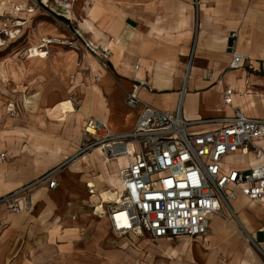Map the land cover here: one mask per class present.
Instances as JSON below:
<instances>
[{
	"label": "crops",
	"instance_id": "obj_1",
	"mask_svg": "<svg viewBox=\"0 0 264 264\" xmlns=\"http://www.w3.org/2000/svg\"><path fill=\"white\" fill-rule=\"evenodd\" d=\"M130 4L133 6L131 15H122L120 11L123 9L118 8L115 15H102L100 18H94L93 14L87 16L85 20L91 22L95 31L102 35L97 41L93 40L92 34H82L77 24L63 18L69 24L76 26L77 36L82 35L84 39L92 40L101 53L112 54L109 49H106L107 47L116 51L132 47L137 53L134 61L142 58L154 63V68L162 63L166 65L163 68L170 72H166L159 80L147 84L145 88H140L137 94L139 99L151 107L174 113L180 101V113L184 120L207 118L206 120L215 121L217 120L213 117L215 116V105H220L217 102L219 85L222 86L223 91L231 87L238 88L243 79L249 81L252 77H264V0H132ZM114 5L125 4L122 2V4ZM131 33L134 35L131 46L118 43L120 36ZM228 47L248 58L242 68L230 69L231 55ZM112 62L116 75L125 79L130 78V76L118 73L114 67L113 57ZM49 66L48 68L54 69L52 65L49 64ZM63 70L66 72L65 65ZM28 77L25 81L20 80L22 88L26 89L28 104L19 128L27 136L26 140L20 141L23 146L20 154L24 156L21 157L23 158L20 164L22 168L7 169L5 168L7 164L4 163L3 169L5 168L11 174L4 176L5 179L3 178L0 182L2 188L9 190L2 193L0 198L53 169H59L73 156L75 150L82 146L80 144L77 149L72 148L70 137L53 138L49 136V134L65 132L61 127L55 126V123L47 121L45 116L43 118L46 124H40L43 112L40 105L42 102L45 103L48 108L45 112H50L48 117H51L55 109L54 101L58 96L55 92L46 94L48 79L29 80ZM30 87L33 88L28 92ZM151 87H156L154 92L147 90ZM232 91L231 106L235 98L234 90ZM102 99L106 101L108 99L103 92ZM123 100L124 98H121L122 104ZM29 102H32L31 108ZM221 105H224L223 99ZM83 109L90 115H94L91 100L86 101ZM243 115L262 119L254 115ZM136 119L137 114L134 124ZM205 125L206 130L203 132L213 131L220 126L218 122ZM120 127L123 126L117 124L115 129L118 130ZM192 127L189 128V132L201 133L191 131ZM38 145H41L45 151H56L59 147L65 156L59 161L48 159L47 155L38 157L35 155V147ZM260 145H264V142ZM36 158L40 161L35 162ZM228 162L231 167L239 169L250 168L258 163L251 157L241 154L231 157ZM8 165L16 164L9 163ZM63 174H65L64 171ZM75 177L69 180L67 176L62 179L61 175H57L56 188L42 189L32 193L29 207L19 215L10 214L0 207V264H78V256H85L89 252L86 249L88 243L85 238L80 239L79 246L82 248L77 250V224L73 221L76 216L77 203L74 201L76 198H73L75 193L69 189L66 190V186L76 183ZM113 201L115 198L108 203ZM242 202H245L246 206L250 204L239 196L231 203L230 208L234 212L236 204L239 207L242 205L240 213H236L239 224L240 222L242 224V226L240 224L242 233H245V236L260 247L262 254L258 251L260 254L255 252V255L230 229L225 232L223 227H226L227 223L219 216L210 218L207 232L215 237L214 244L223 236L225 237L219 243L218 248L221 249L213 254L201 249L189 254L184 249L182 240L187 237H165L160 240L162 242L169 240L172 243L176 241L180 249L196 264H264V208L258 205L254 208H247ZM223 210L228 211L225 207ZM71 213H74V216ZM217 226L221 227L219 233ZM119 238H129L132 241L147 239L129 234L119 236ZM202 238L192 239L199 241ZM230 239L235 242V246L227 254L225 250ZM173 255L174 252L171 256ZM117 261L118 259L115 258L113 263L117 264Z\"/></svg>",
	"mask_w": 264,
	"mask_h": 264
},
{
	"label": "built area",
	"instance_id": "obj_2",
	"mask_svg": "<svg viewBox=\"0 0 264 264\" xmlns=\"http://www.w3.org/2000/svg\"><path fill=\"white\" fill-rule=\"evenodd\" d=\"M228 51L231 70L242 68L248 61L231 47ZM30 54L35 55L33 51ZM232 96L231 89H224L223 104L231 106ZM180 104L169 113L140 101L137 94H125V108L138 110L132 130L116 140L129 164L123 171L121 195L106 204L104 212L112 232L120 236L192 239L204 236L210 218L222 215L224 207L233 214L230 205L239 196L264 208V145H260L264 142V119L235 111L226 119L186 121ZM211 122L220 126L210 132H189L195 124ZM105 131L97 120L90 119L82 137L90 138L91 143L81 148L98 146ZM237 154L258 163L250 168H233L228 160ZM57 171L53 169L1 197L0 207L14 215L24 212L32 193L56 188ZM250 241L261 253L260 247Z\"/></svg>",
	"mask_w": 264,
	"mask_h": 264
},
{
	"label": "rangeland",
	"instance_id": "obj_3",
	"mask_svg": "<svg viewBox=\"0 0 264 264\" xmlns=\"http://www.w3.org/2000/svg\"><path fill=\"white\" fill-rule=\"evenodd\" d=\"M45 1L46 0H0V40L2 41V46H0V62L5 58L18 55L16 63L21 64L25 68V80L27 76H29V80H35L37 78L42 81L46 79L49 80L46 94L47 92H55L58 98L54 101L55 109L51 117H48L50 112H45L48 108L45 106V103L42 102L40 108L43 112L41 113L42 117L40 124H46L47 120L52 122V124L55 123V126L64 129L65 133L49 134V136L53 138H58V136L71 138L74 137L72 133L74 112L83 109L86 105V101L90 102L91 100L94 114L91 116L93 119H108L112 117L111 113L108 114L107 108L110 107L107 106L108 103L106 99H102V92L96 82L98 79L97 75L92 79V86H85L83 89L76 90L75 93L69 92L70 88L75 83L76 73L86 74L88 72V66L84 63L83 59L84 54L89 55L90 64H98L100 74H107L110 76L115 84L122 89L123 93H121V98H124L125 94L130 92L129 88L131 87L130 84L132 80L116 75L111 64L113 63V55L110 53H101L96 45H94V47L89 46V42L86 38L84 39L81 34V36L75 34L77 30L75 25L69 24V22L67 24L56 19L55 15L60 17L63 16L50 8L54 7L61 9L60 6H67L69 9L73 10L79 19H86L90 13H93L94 18H100L102 15H115L118 8L131 12L133 6H131L130 2L132 1L130 0H57V4L51 3V0L48 2ZM122 2L125 5H114L116 3L122 4ZM17 7L20 9V12L15 10ZM30 9H32L33 12L29 13L28 11ZM18 18H20L22 23H27L26 26H28V28L25 26L15 27L14 24L18 21ZM11 33H14L13 37L10 35ZM43 39H55L58 41V44H49L48 48L44 49V47H42L43 44L40 42ZM32 51L35 55L30 54ZM71 51H75L79 59H83V62H75L73 69L70 71L66 69L65 72L63 70L65 56ZM30 55L34 57L30 58ZM140 59L142 58H139V60ZM49 64L52 65L54 69L48 68L50 67ZM8 72L12 78L14 87L10 89L6 87L5 89V86L0 84V92L5 99L3 102H0V109L2 110L0 133L11 126L20 128L22 125L21 120L28 108L26 102V89L22 88V81L19 80V77L17 78L18 80H13L12 75L14 71L12 69H8ZM45 74L48 75L46 76ZM32 88L33 87H30L28 92H30ZM141 88H143V86ZM8 101L14 102L12 108H10L11 103H8ZM29 105L31 108L32 102H29ZM67 106L70 107L69 110L65 109ZM44 116L46 120L43 118ZM113 118L115 121V118L118 119L116 113L113 114ZM110 131L113 136H109V138L105 139L109 134V130L105 131L101 136L103 142L99 143L98 146H105L115 142L117 136L126 134L129 130L126 127H120L118 130L115 128L112 130L110 128ZM77 137L79 139V134H77ZM90 147L75 150L72 154L73 156L64 162L62 167L58 169L56 172L57 175H61V178L65 179L66 175L63 174V171L79 156L87 152ZM22 149L23 146L21 142L14 138H6L4 142H0V155L5 154L2 165L4 166V163L7 164L5 165L7 169L11 167L21 169L22 167L20 164L23 159L21 157H24L20 154ZM114 150L115 148L105 149L106 156L110 157L111 152ZM38 160L40 161V159L36 158L35 162ZM9 163L16 165H8ZM84 169L85 168H82L81 171H84ZM81 176L82 174H77L75 177L76 183L71 184V186H66V190L69 189L71 192L75 193L73 198H76L74 201L77 203L76 216L82 217L76 223V237L78 239L77 250L82 248V246H79V244H81L80 239L85 238L88 243L86 249H88L89 252L85 256H78V264H114L113 261L115 258L118 259L117 264H196L180 249V245L176 241L173 243L169 240L163 241L164 244H170L174 248V255L170 256V259H168L167 256L162 255L159 251L150 248V245L149 247L145 246V242L147 241L150 242L151 245L154 244L151 239L132 241L129 238L125 240L124 238H115L109 229V225H107V222L103 219L105 205L113 200V195L109 194L107 189H101L98 192V197L103 202V206L97 211H92L88 204L87 191L85 190V183L82 181ZM74 213H71V215L74 216ZM94 214L100 217V219H93L92 216ZM221 214L222 215H219V217L224 221V211H222ZM224 238V236L220 238L209 251H206V253L213 254L220 250L221 248H218V246ZM182 240L184 241L185 239ZM251 246L253 251L258 253L257 249L252 244ZM195 257H198V255H195Z\"/></svg>",
	"mask_w": 264,
	"mask_h": 264
},
{
	"label": "bare ground",
	"instance_id": "obj_4",
	"mask_svg": "<svg viewBox=\"0 0 264 264\" xmlns=\"http://www.w3.org/2000/svg\"><path fill=\"white\" fill-rule=\"evenodd\" d=\"M49 0H46L45 2H48ZM75 1V0H74ZM132 1V0H130ZM51 3H56L57 0H51ZM61 9L51 7L54 12L60 14L61 16L65 17L68 21L75 23L78 25V29L82 34H92L93 40L97 41V39H100L102 35L100 33H97L91 24V22L85 20V19H79L73 10L69 9L67 6H60ZM17 12H20V9L17 7L15 9ZM33 12L32 9L28 11ZM122 15L127 16L131 15L132 12L121 10L120 11ZM93 13H90L89 15H92ZM22 15V14H21ZM27 23H22L20 21V18H18V21L14 24L15 27H23L26 26ZM12 37L14 36V33L10 34ZM36 37V35H35ZM134 35L127 34L124 36H120L118 39L119 44L129 45L131 46V43L133 41ZM43 45L42 47L48 48V45H56L58 44V41L55 39H43L40 41ZM89 46L94 47L93 41L90 40ZM0 46H2V41L0 40ZM100 48V47H99ZM96 49V48H94ZM109 49L110 52L113 54V60H114V67L117 69L118 73L124 75V76H130L129 79L132 80L131 82V88L130 92L134 94H138L140 91V88L143 86H148L147 84L153 83L154 80H159L162 75H164L166 72H170V70L163 68L166 67L164 63L160 64V66H156L154 63H150L148 61H145L143 59H137V53L135 50H133L132 47H126L119 49L118 51L114 50L113 48H106ZM17 56L5 58L0 62V84H3L5 86V89H10L14 87V83L12 82V78L8 72V69H12L13 72V80H19L25 81V68L21 64H17ZM34 56L30 55V58H33ZM45 58V57H44ZM84 63L88 66V72L86 74H80L79 72L76 73V80L74 85L70 88V93H75L76 90L83 89L85 86H92V79L95 75L98 76V79L96 80L98 87L100 88V91H102L105 95L108 96L107 103L110 108H108V113H111V116L109 119H95L99 122L100 127H105V129L109 130V136H113L112 132L110 131V128L113 130L116 128L117 124H120V126L128 128L130 131L133 128L134 125V119L136 118V114L138 113V110H128L125 108V106L121 103V93H123L122 89L119 88L117 84H115L114 80L108 76L107 74H100V68L97 63L90 64L89 61V55L84 54ZM83 59L80 58L77 55L75 51H71L66 54L65 56V67L68 71L73 69L74 63L80 61V63L83 62ZM15 69V70H14ZM195 71V70H194ZM99 74V75H98ZM9 87V88H8ZM156 87H151L150 89L147 88L148 91L154 92ZM235 93L234 103L232 106H226L221 105L222 101V86L219 85L217 87L218 91V101L220 105H215V118L217 119H226L228 117H231L232 114L235 113V111H240L241 113L245 115H254L256 117L264 119V77H252L249 81L247 79H243L240 82V86L238 88H232ZM7 91V90H6ZM2 91V92H6ZM3 94L0 92V102H3L5 99L2 96ZM141 101V100H140ZM8 103H11L10 108H12V105H14L13 101H8ZM67 110L70 109L69 106L66 107ZM0 109V121L2 120V114ZM5 112V111H4ZM116 113L115 118L116 121L113 118V114ZM90 119H92V116L88 111H85L84 109L78 110L74 112V125L72 128V133L74 137L69 138L72 143L71 147L77 149L80 144L83 145L85 143H91V139L87 137H82V130ZM207 118H196L193 119V121H205ZM194 127L191 128V131L194 132H203L206 130L205 123H199L193 125ZM82 129V130H80ZM77 134H79V139L77 137ZM6 138H14L19 141H24L27 139V136L24 132H22L19 128H16L14 126H11L8 129H5L1 131L0 133V142H4ZM107 148H115L113 152H111V156L107 157L105 154V149ZM35 155L38 157H41L42 155H47L48 159H52L55 161L61 160L65 155L62 152L61 148H57L56 151L43 150L41 145H38L35 147ZM25 149L23 150V152ZM114 153V154H113ZM113 154V155H112ZM3 157L5 156L2 155ZM0 155V182L3 180L4 176L11 174L8 170L3 169V158ZM129 164V160L127 157L122 156L121 149L119 148L118 142H112L109 145L106 146H92L90 147L87 152L79 156L75 161H73L71 164L67 166V168L64 170V173L66 174L67 178L69 180H73L72 178L75 177L77 174H82L81 179L85 183V189L87 191L88 196V203L92 211H97L99 208L103 206V202L98 197V192L101 189H107L109 194H112L115 199H117L118 196L121 195L123 190V171L126 168V166ZM82 168H85L84 171H81ZM15 175V174H14ZM5 179V178H4ZM25 180V179H23ZM13 189V188H11ZM6 191H9L6 188H2L0 186V195ZM4 197V196H3ZM245 207L247 208H254L255 204H247L245 202H242ZM242 206V205H241ZM240 206V207H241ZM240 207L236 204L235 210L233 214L229 211H224V218L225 223H227V226L223 227L225 229V232L230 229L231 231L235 232L242 243L249 248L251 251H253V248L251 246L250 239L245 236L244 233H242V229L240 227V224L237 220L236 213H240ZM93 219L97 220L100 219L97 215L92 216ZM81 216H75L73 218L76 223L81 219ZM118 219L120 218V221L122 220V216H118ZM103 219L107 222V225H109V229L111 230V225L106 219L105 215H103ZM242 226V224H241ZM222 227V225H221ZM221 227L219 228L217 226L218 233L221 231ZM209 231V230H208ZM115 238H119V234L116 232H112ZM215 233H217L215 231ZM202 239H199V241L190 239V238H184L183 241V247L184 249L190 254L193 251H197L198 249H201L203 251H209L215 241V237L206 233L204 236H202ZM125 240V239H124ZM154 244H150V242H145L146 247H149L152 249H155L159 251L162 255H165L170 259V256L173 253V247L170 244H164L160 239L152 240ZM144 242V241H143ZM229 245L227 246L225 252L228 254L231 252V250L235 246V242L233 240H228ZM253 253L256 255V253L253 251Z\"/></svg>",
	"mask_w": 264,
	"mask_h": 264
},
{
	"label": "trees",
	"instance_id": "obj_5",
	"mask_svg": "<svg viewBox=\"0 0 264 264\" xmlns=\"http://www.w3.org/2000/svg\"><path fill=\"white\" fill-rule=\"evenodd\" d=\"M55 18L58 19V20H60V21H62V22H64V23H67L68 24V21L66 19H64L63 17H60V16L55 15Z\"/></svg>",
	"mask_w": 264,
	"mask_h": 264
}]
</instances>
